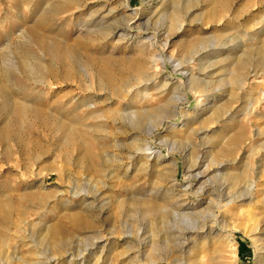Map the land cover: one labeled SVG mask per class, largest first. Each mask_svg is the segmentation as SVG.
Wrapping results in <instances>:
<instances>
[{
    "label": "rangeland",
    "instance_id": "374dc122",
    "mask_svg": "<svg viewBox=\"0 0 264 264\" xmlns=\"http://www.w3.org/2000/svg\"><path fill=\"white\" fill-rule=\"evenodd\" d=\"M0 264H264V0H0Z\"/></svg>",
    "mask_w": 264,
    "mask_h": 264
},
{
    "label": "bare ground",
    "instance_id": "6f19581e",
    "mask_svg": "<svg viewBox=\"0 0 264 264\" xmlns=\"http://www.w3.org/2000/svg\"><path fill=\"white\" fill-rule=\"evenodd\" d=\"M157 58H159V57H157ZM161 59V58H160ZM159 60V59H158ZM168 61H170L171 60V57H169L168 59H167ZM173 66L176 68V67H178L179 66V64L178 63H175L174 61H173ZM186 78H187V83H188V86L189 87H193L192 85H194L195 83H196V78L193 76V75H191L190 74V72L188 71V70H183V71H180ZM183 76V77H184ZM242 76V75H241ZM184 82V81H183ZM198 83V82H197ZM184 84V83H183ZM234 84V83H233ZM242 84V83H241ZM239 85H240V83H239ZM197 86V85H196ZM148 150V149H147ZM250 189V188H249ZM250 194V193H249ZM229 201H231V199H229L226 203H229ZM225 203V204H226ZM180 205V204H179ZM222 205V204H221ZM178 206V205H177ZM173 208V207H172ZM186 212V211H185ZM190 213V212H189ZM174 214L175 215H177L176 214V211H174ZM183 214H184V212H183ZM187 217V216H186ZM188 221V220H187Z\"/></svg>",
    "mask_w": 264,
    "mask_h": 264
}]
</instances>
